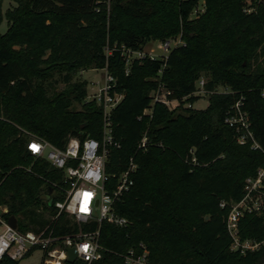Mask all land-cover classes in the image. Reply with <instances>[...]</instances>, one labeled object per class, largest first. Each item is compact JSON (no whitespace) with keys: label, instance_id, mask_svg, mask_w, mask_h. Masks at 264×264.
Instances as JSON below:
<instances>
[{"label":"trees","instance_id":"trees-1","mask_svg":"<svg viewBox=\"0 0 264 264\" xmlns=\"http://www.w3.org/2000/svg\"><path fill=\"white\" fill-rule=\"evenodd\" d=\"M9 1L3 13L0 0V25L5 20L7 27L0 33V206L17 229L48 227L59 237L98 230L102 258L91 264H122L121 255L139 243L148 250L147 264H264V244L245 255L230 250L229 209L219 206L238 201L244 180L264 163L263 153L237 145L223 122L242 96L264 150V0H110L108 7L99 0ZM199 2L204 11L192 18ZM177 36L183 44L164 60L126 66V51ZM87 69H106L123 94L110 117L105 173L122 172L130 158L137 165L133 185L114 204L126 228L79 225L64 213L44 219L56 211L42 197L61 174L26 150L29 135L59 149L70 137L101 140L100 107L85 102L83 82H72ZM200 78L207 107L186 108L200 99L193 95ZM58 82L67 87L55 91ZM159 86L177 109L150 106ZM143 135L147 152L136 151ZM263 224L264 215L245 217L241 239L260 241Z\"/></svg>","mask_w":264,"mask_h":264},{"label":"built area","instance_id":"built-area-1","mask_svg":"<svg viewBox=\"0 0 264 264\" xmlns=\"http://www.w3.org/2000/svg\"><path fill=\"white\" fill-rule=\"evenodd\" d=\"M109 6L110 0H99ZM203 7V6H202ZM204 8V7H203ZM204 9L196 8L194 15L201 14ZM180 40V38H179ZM180 43L179 45H182ZM177 45V46H179ZM176 47V46H175ZM163 54L160 58L153 55H146L142 51H126V66L133 59L148 58L151 61L165 59L172 49L169 41L161 43L159 47ZM102 77V82L96 92L92 94L89 101L96 103L101 110L102 138L96 140L87 137L80 141L78 138L67 139L62 149L52 146L45 140L29 135L26 141L27 152L35 159L46 161L52 168L61 174L60 183H52V190L49 200L56 211L50 220L56 219L60 213H64L79 225L100 224L105 221L119 228H126L128 221L119 217L114 212V204L129 191L133 185V175L137 170V165L130 158L125 169L118 173L107 175L105 173V161L108 154V147L113 144L111 136V113L122 101L123 94L115 90L116 81L106 69ZM204 79L200 78L196 83L194 96L203 97ZM223 92L227 93L226 89ZM171 92L162 86L151 93V103H160L169 109L170 103L177 100L169 99ZM260 98L264 99V88L259 91ZM186 108L192 105L186 104ZM244 98L240 96L225 112L223 122L235 132V142L239 146H246L252 151L264 150L256 140L252 131V122L248 113L243 109ZM150 108L144 111L149 114ZM36 146V150L33 149ZM149 148L148 139L145 135L136 145V151L147 152ZM193 155V151L190 150ZM195 163V158L191 159ZM63 199L52 203V195L59 193ZM90 194L88 210L81 212L83 194ZM221 208L228 207L226 216V231L231 239L230 250L240 255L254 252L264 244V224L263 237L260 241L252 239H241L239 225L241 220L247 216L264 215V163L256 169L254 176L244 180L243 195L236 202L219 204ZM8 211L4 206H0V264L3 261L18 262L32 253L40 250L43 254V264H68L67 249L73 248L76 253V260L91 264L102 258V248L99 245V232L80 231L73 236L59 237L54 235L48 227L38 231L21 232L12 229L8 225ZM86 249V250H85ZM148 250L143 243L128 249L121 255L122 264H147ZM74 262V263H75Z\"/></svg>","mask_w":264,"mask_h":264},{"label":"rangeland","instance_id":"rangeland-1","mask_svg":"<svg viewBox=\"0 0 264 264\" xmlns=\"http://www.w3.org/2000/svg\"><path fill=\"white\" fill-rule=\"evenodd\" d=\"M10 7V1L9 0H2V12L4 13L8 8ZM198 9H204L202 7V2H199L197 5ZM191 17H195L194 10L191 13ZM6 21L3 20V22L0 25V33H4L6 31ZM166 41H169V45L171 48L179 45L180 43H183L181 40H179V37H171L168 38ZM164 41H149L146 46L143 49V52L146 55H153L157 58H160V55L163 54V51L160 50L161 43ZM104 75V70H97V69H87L84 71H80L75 75L72 82L75 81H81L85 84L86 88V98L85 102L90 100V97L94 92H96L97 88L100 85H95V83L102 82V77ZM67 86L61 82H58L55 84V91H61L65 89ZM218 91H224L222 88H218ZM178 103L172 102L169 105L170 110L177 109ZM186 107V106H185ZM207 107V101L206 97H200L193 105L192 108L195 110H204ZM72 108L74 110H80V105L73 104ZM44 219H50L51 216L48 213L43 214ZM17 264H43V254L40 250H34L32 253H30L28 256L23 258L22 260L18 261Z\"/></svg>","mask_w":264,"mask_h":264},{"label":"water","instance_id":"water-1","mask_svg":"<svg viewBox=\"0 0 264 264\" xmlns=\"http://www.w3.org/2000/svg\"><path fill=\"white\" fill-rule=\"evenodd\" d=\"M206 101H208V97H206ZM83 127H84V125L81 126L80 128L82 129ZM51 192H52V189L49 188L47 195L42 197V200L47 202V204L49 206L51 205V202L49 200V196L51 195ZM8 225L14 230L17 229V220H16V218L13 217V216H9ZM75 260H76V253H75L74 249L73 248H68L67 249V263L68 264H73L75 262Z\"/></svg>","mask_w":264,"mask_h":264},{"label":"snow or ice","instance_id":"snow-or-ice-1","mask_svg":"<svg viewBox=\"0 0 264 264\" xmlns=\"http://www.w3.org/2000/svg\"><path fill=\"white\" fill-rule=\"evenodd\" d=\"M33 149L36 150V146H33ZM84 196H89L90 197V194L89 193L83 194V202H82L81 209H80L82 213H86L87 212V207L85 205Z\"/></svg>","mask_w":264,"mask_h":264},{"label":"clouds","instance_id":"clouds-1","mask_svg":"<svg viewBox=\"0 0 264 264\" xmlns=\"http://www.w3.org/2000/svg\"><path fill=\"white\" fill-rule=\"evenodd\" d=\"M87 193V192H86ZM85 194V193H84ZM84 200H85V205L87 207V210H88V202L90 200V197L89 196H84Z\"/></svg>","mask_w":264,"mask_h":264}]
</instances>
